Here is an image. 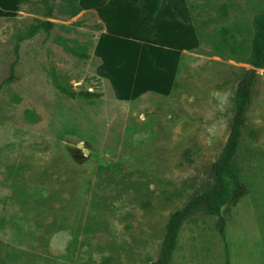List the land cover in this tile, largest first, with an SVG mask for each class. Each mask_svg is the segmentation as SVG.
Returning a JSON list of instances; mask_svg holds the SVG:
<instances>
[{
    "label": "rangeland",
    "instance_id": "obj_1",
    "mask_svg": "<svg viewBox=\"0 0 264 264\" xmlns=\"http://www.w3.org/2000/svg\"><path fill=\"white\" fill-rule=\"evenodd\" d=\"M49 1L51 16L0 0V264H151L224 150L264 0H166L158 15L157 0H80L74 16ZM38 19L57 24L30 34ZM257 72L235 161L249 191L223 207L225 237L217 216L189 218L169 264H264Z\"/></svg>",
    "mask_w": 264,
    "mask_h": 264
},
{
    "label": "trees",
    "instance_id": "obj_2",
    "mask_svg": "<svg viewBox=\"0 0 264 264\" xmlns=\"http://www.w3.org/2000/svg\"><path fill=\"white\" fill-rule=\"evenodd\" d=\"M23 3L25 0H19ZM70 7L72 16L82 11L80 0H63ZM162 0H157L154 12H156ZM48 8V15L53 13L49 0H43ZM57 23L53 20H37L36 24L30 26L29 33L32 34L38 29L50 32ZM256 28L252 40V54L250 58L251 68H249L240 80L234 96V116L230 123V133L222 154L213 162L209 178L202 184L199 193L189 199L186 204L178 209L168 220L165 232L160 240L157 258L151 264H169L177 248L178 236L184 223L197 213L214 215L218 217L217 227L220 234L225 237L226 219L222 214V209L228 203H235L244 198L249 188L239 176L236 168V156L240 149L243 136V128L246 123L247 111L252 102L253 87L257 82L259 74L258 68L264 67V13L259 14L254 20ZM71 52L88 58L89 55L79 47H67ZM14 66H12V70ZM14 77L11 74L5 81H10ZM59 87L72 96L81 95L85 98H93L98 93L85 90L74 91L59 84Z\"/></svg>",
    "mask_w": 264,
    "mask_h": 264
},
{
    "label": "crops",
    "instance_id": "obj_3",
    "mask_svg": "<svg viewBox=\"0 0 264 264\" xmlns=\"http://www.w3.org/2000/svg\"><path fill=\"white\" fill-rule=\"evenodd\" d=\"M180 2H182V3H184L182 0H179ZM166 0H164V1H161V4H160V7H159V9L158 10H161V11H163V9L165 10V8H166ZM165 7V8H164ZM157 10V11H158ZM157 11L155 12V13H157ZM184 11L186 12V9L184 8ZM157 15H158V13H157ZM157 15H155V16H157ZM187 18V17H186ZM101 53L104 55V58L105 59H107L106 57H105V55H106V50H104L102 47H101Z\"/></svg>",
    "mask_w": 264,
    "mask_h": 264
}]
</instances>
